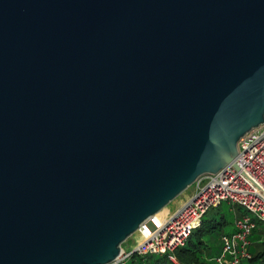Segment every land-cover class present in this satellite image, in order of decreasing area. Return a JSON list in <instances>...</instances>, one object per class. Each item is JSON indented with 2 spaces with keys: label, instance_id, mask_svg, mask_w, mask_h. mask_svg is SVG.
<instances>
[{
  "label": "water",
  "instance_id": "1",
  "mask_svg": "<svg viewBox=\"0 0 264 264\" xmlns=\"http://www.w3.org/2000/svg\"><path fill=\"white\" fill-rule=\"evenodd\" d=\"M263 122L264 0H0V264L112 263Z\"/></svg>",
  "mask_w": 264,
  "mask_h": 264
},
{
  "label": "built area",
  "instance_id": "2",
  "mask_svg": "<svg viewBox=\"0 0 264 264\" xmlns=\"http://www.w3.org/2000/svg\"><path fill=\"white\" fill-rule=\"evenodd\" d=\"M222 202L240 207L244 213L235 218L234 231L221 237V254L215 260L218 264H238L249 257V237L256 222L264 226V122L239 139L232 164L200 175L173 213H157L141 223L137 231L140 241L129 251L121 248L110 264H123L133 254L173 253L185 245L202 216ZM170 258L175 262L173 256Z\"/></svg>",
  "mask_w": 264,
  "mask_h": 264
},
{
  "label": "trees",
  "instance_id": "3",
  "mask_svg": "<svg viewBox=\"0 0 264 264\" xmlns=\"http://www.w3.org/2000/svg\"><path fill=\"white\" fill-rule=\"evenodd\" d=\"M228 207L233 212L234 218L244 213L240 207L232 208L230 205H228ZM206 213L204 215H206ZM225 225L226 223L224 221L216 224L215 220L206 222L201 220L199 226L192 230L185 245L177 248L173 253L133 254L123 264H218L215 259L221 254V237L229 234L222 230ZM221 230L222 234L220 235L217 245H212L207 237ZM249 240V257L241 259L238 264H264V226L260 222H256V226L252 230ZM170 256L175 258V262L171 260Z\"/></svg>",
  "mask_w": 264,
  "mask_h": 264
},
{
  "label": "rangeland",
  "instance_id": "4",
  "mask_svg": "<svg viewBox=\"0 0 264 264\" xmlns=\"http://www.w3.org/2000/svg\"><path fill=\"white\" fill-rule=\"evenodd\" d=\"M191 192V186H189L182 194H180L177 198L171 201L161 212L160 215H169L173 213L177 208L182 204L181 197L187 196ZM243 210V209H242ZM236 211V209H235ZM244 211V210H243ZM203 222L215 220L216 224H219L221 221H224L226 225L222 228L223 232L226 233L233 232L235 229V218L233 212L230 210L226 202H222L218 207L210 208L206 215L201 219ZM221 231H216L211 234L208 238L209 242L212 245H217ZM140 241V236L137 232L131 235L123 244L122 248L125 250H131V248L136 245Z\"/></svg>",
  "mask_w": 264,
  "mask_h": 264
},
{
  "label": "crops",
  "instance_id": "5",
  "mask_svg": "<svg viewBox=\"0 0 264 264\" xmlns=\"http://www.w3.org/2000/svg\"><path fill=\"white\" fill-rule=\"evenodd\" d=\"M188 196V195H187ZM187 196H182L181 197V201H182V203L187 199Z\"/></svg>",
  "mask_w": 264,
  "mask_h": 264
}]
</instances>
